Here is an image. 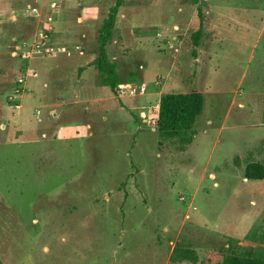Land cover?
Masks as SVG:
<instances>
[{
	"label": "rangeland",
	"instance_id": "1",
	"mask_svg": "<svg viewBox=\"0 0 264 264\" xmlns=\"http://www.w3.org/2000/svg\"><path fill=\"white\" fill-rule=\"evenodd\" d=\"M35 1L0 0L2 263L201 264L211 251L264 252V180L244 175L264 164V0H127L108 55L146 91L119 96L94 65L116 0H55L53 42L70 55L21 63L12 43L36 28L24 16ZM27 65L38 76L19 86ZM191 92L205 108L181 150L159 137V103ZM176 247L199 262L172 263Z\"/></svg>",
	"mask_w": 264,
	"mask_h": 264
},
{
	"label": "trees",
	"instance_id": "2",
	"mask_svg": "<svg viewBox=\"0 0 264 264\" xmlns=\"http://www.w3.org/2000/svg\"><path fill=\"white\" fill-rule=\"evenodd\" d=\"M126 1L116 0L103 20L98 36L97 58L94 62L99 72L100 85L108 88L115 96H119L120 90L126 84L139 83L137 75L133 73L130 74L127 81L124 80L117 63L112 62L108 55V46L114 39L119 13ZM200 2L201 0H192L194 5H198ZM201 37V30L193 35L195 48L200 46ZM204 108V96L198 92L162 95L157 120V130L161 141L176 142L181 150H185L195 139L197 134L195 125L203 114ZM244 175L251 181L264 180V164L249 163L245 168ZM170 260L172 263L184 261L198 263L199 256L195 250L176 247ZM0 264H3L1 259ZM201 264H264V252L245 251L236 254L233 251L228 253L211 251Z\"/></svg>",
	"mask_w": 264,
	"mask_h": 264
},
{
	"label": "built area",
	"instance_id": "3",
	"mask_svg": "<svg viewBox=\"0 0 264 264\" xmlns=\"http://www.w3.org/2000/svg\"><path fill=\"white\" fill-rule=\"evenodd\" d=\"M60 13V4L55 0H36L34 4L27 7L25 18L36 23V28L28 36L15 38L12 43L11 55L21 63H31L39 59H45L62 54L70 55L66 48L53 42L55 23ZM28 65L21 68L20 76L17 80L21 86L29 76L37 77L38 74L31 75ZM127 92L131 95L144 94L146 88L126 85ZM19 91V89H18Z\"/></svg>",
	"mask_w": 264,
	"mask_h": 264
},
{
	"label": "crops",
	"instance_id": "4",
	"mask_svg": "<svg viewBox=\"0 0 264 264\" xmlns=\"http://www.w3.org/2000/svg\"><path fill=\"white\" fill-rule=\"evenodd\" d=\"M197 62H199V59H197ZM59 67H60V66H58V67H56V68H58V69H59Z\"/></svg>",
	"mask_w": 264,
	"mask_h": 264
}]
</instances>
